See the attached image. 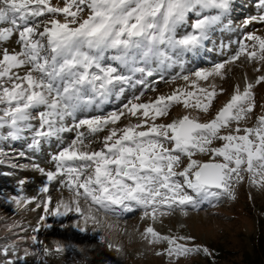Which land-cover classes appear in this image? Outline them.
<instances>
[{
    "label": "snow or ice",
    "instance_id": "snow-or-ice-1",
    "mask_svg": "<svg viewBox=\"0 0 264 264\" xmlns=\"http://www.w3.org/2000/svg\"><path fill=\"white\" fill-rule=\"evenodd\" d=\"M233 4L234 0H66L58 7L50 0H0V45L15 37L19 49L0 47V145L22 143L26 148L10 153L0 146V163L13 155L33 160L31 167L46 178L39 193L47 194L55 181L70 194L68 200L55 203L48 195L36 207L52 217L74 213L84 225L99 222L95 212L117 209L139 208L144 217L155 220L175 207L187 215V208L198 209L209 196L234 199V186L245 173L250 185L264 188V114L254 126L240 127L254 112L253 88L264 83V75L246 80L242 91L237 86L228 102L203 123L188 115L170 123L156 120L167 116L174 103L207 113L217 97L215 85L197 87L195 93L177 89L149 102H140L141 93L105 114H93L102 113L113 96L120 99L127 89L146 85V78L162 69L177 64L183 69L187 55L210 51L206 43L217 28L234 30L229 18ZM82 6L88 10L85 16L80 15ZM257 9V15L236 27L264 24V0ZM57 14H63V22ZM241 56L264 62V36L248 32L226 60L173 79L194 87L198 80L223 79L226 66ZM122 117L136 118V123L120 127ZM102 131L107 134L98 141ZM69 133L73 136L66 142ZM215 141H222V146L212 147ZM95 143L100 144L98 149L92 148ZM53 145V168L46 170L34 157ZM197 154L209 155V162L194 159ZM25 182L17 181V193ZM36 200L19 194L8 198L18 207ZM72 226L87 231L80 219ZM144 235L150 243L167 242L170 258L211 255L206 247L194 245V237L161 236L151 226ZM55 251L63 253L65 246L57 244ZM44 253L50 250L45 248ZM0 255L4 257L0 264H17L20 259L11 258L8 246L0 248Z\"/></svg>",
    "mask_w": 264,
    "mask_h": 264
},
{
    "label": "rangeland",
    "instance_id": "rangeland-1",
    "mask_svg": "<svg viewBox=\"0 0 264 264\" xmlns=\"http://www.w3.org/2000/svg\"><path fill=\"white\" fill-rule=\"evenodd\" d=\"M259 2L260 0H239L238 5L232 6L233 14L231 15L232 18H229L234 30H224L221 27L220 32H216L206 43V49H210V51L206 50L208 55L205 52L204 57L217 56V59L204 63H192L191 56L187 55L184 62L186 61L191 65L182 74L190 75L198 70L211 69L214 64L226 60L236 52L240 42L244 39V35L248 32H255L257 35L264 36V24L258 22H253L244 29L236 27L246 17L258 14L257 5ZM50 3L53 6L64 7L66 0H50ZM82 7L85 10L80 15L85 16L88 10L86 6ZM56 18L60 19L61 22L64 20L63 14H57ZM178 31L183 33V29ZM227 35L228 40L225 38ZM211 42L212 44H210ZM225 45V52H222ZM0 47H6V45H0ZM244 57L248 65L242 63ZM239 60L226 66L223 70V79L216 76L215 82L198 80L197 86L191 88H184L182 79H173L178 74L173 73L160 80L161 76L158 75V72L156 75L146 78V85L127 89L121 97L122 99L120 98L121 101L116 103V100L120 99L113 96L107 103L108 105L106 104L107 108L102 113L95 114H105L113 108L119 107L122 103H126L133 95H141V93H143L141 95L143 102L155 101L160 92L164 93V96H168L176 90L175 85L171 83L178 80L181 82L178 89L194 93L197 87L210 89L215 85L217 97L213 100L207 113L195 107L185 108L182 103H174L170 107L168 115L157 118L156 123H170V121L180 119L185 115L201 123L207 122L228 102L236 89V81L230 77V70L239 71L240 67L245 64L250 67L255 76L251 81L260 75H264V62L249 61L246 56H241ZM174 66L177 67L178 64ZM257 68L260 70L256 71ZM151 84L152 86L148 87ZM220 89L224 90L223 93L220 92ZM240 90L242 91L243 88ZM253 93L254 112L248 119L240 122L241 128L254 126L256 118L264 114V83L256 85L253 88ZM110 103L113 106H110ZM192 103H195L194 99H192ZM129 122L136 123V118H131L129 121L122 117L119 126L122 127ZM232 127L235 128L236 125L233 124ZM106 134L107 131H102L96 139L102 140ZM222 134L224 133L222 132ZM222 143V141H215L212 147H220ZM0 146H3L10 153L26 150V148H22V143L9 142ZM99 147V143L92 145L93 149ZM51 148L55 150V145ZM51 148L45 146L43 152L35 155L34 162L39 166L52 162L50 160ZM193 158L201 162H209L210 160V156L205 154H197ZM220 160L222 158H216L217 162ZM187 162L185 158L184 165ZM13 163H18L20 167L13 168L11 166ZM32 163L33 160L17 158L15 155L3 158V162L0 163V173H7V175L0 174V248L8 246L11 258L14 260H17V257L20 258L17 260V264H263L264 262V188L250 185L246 173L244 180L234 186V199L209 196L201 201L198 209L187 208V215L180 207H175L174 211L163 216L157 214L156 219L153 220L144 217L143 210L139 208H133L131 211L117 209L116 212L107 214L102 211L95 212L99 222L89 220L87 225H84L83 220L74 213H69L67 217H52L44 213L43 207H36V203H42L48 195L52 197L55 203L61 198L68 200L70 194L66 188L61 187L57 182L56 187L49 190L47 194H40L38 185L42 184V181L38 180L39 184L34 181L35 178L32 173H39V171L31 167ZM51 166L52 169L53 163ZM39 178L36 174V179ZM20 179H25L26 182L22 186L23 191L17 193V181ZM16 194L29 198L37 197V200L18 207L15 203L8 202V198ZM81 204L83 206V201ZM42 215H46V220L38 225ZM78 219H80L81 226L86 227V232H80L78 228L72 226ZM44 223L51 224L52 227H45ZM149 226L153 227L161 236L194 237V245L201 248L206 247L211 255H205L201 252L179 258H170L166 253V249L169 247L167 242L150 243V237H145V230ZM37 227L39 230L34 231ZM33 236L36 237L35 241L32 239ZM57 244L65 246L63 253L55 251ZM109 244L113 245L111 249L108 247ZM13 246L15 255H12ZM189 246H193V244L190 243ZM45 248L50 250L47 255L44 253ZM157 253L163 254L158 255ZM3 260L4 257L0 255V261Z\"/></svg>",
    "mask_w": 264,
    "mask_h": 264
},
{
    "label": "bare ground",
    "instance_id": "bare-ground-1",
    "mask_svg": "<svg viewBox=\"0 0 264 264\" xmlns=\"http://www.w3.org/2000/svg\"><path fill=\"white\" fill-rule=\"evenodd\" d=\"M244 1V0H243ZM238 3H239V0H234V4H233V6L234 5H238ZM242 3V2H241ZM257 5V4H256ZM233 10L231 9V11H230V14H229V17L230 18H232V14H233V12H232ZM221 28H217L216 29V31L212 34V36L216 33V32H220L219 30H220ZM225 30V29H224ZM223 30V31H224ZM180 34H182V33H180ZM220 34V33H219ZM211 36V37H212ZM225 38H227L226 40H228V35L227 36H225ZM224 38V39H225ZM221 42V41H220ZM223 42V41H222ZM210 44H212V42L210 43ZM231 44V43H230ZM6 45V47H8L9 48V51H11L14 47L17 49V50H19L18 49V46H16L15 45V37H13L12 38V40L11 41H9L7 44H5ZM226 45H229V44H227L226 43ZM226 45L224 46V48H223V50H222V52H225V47H226ZM205 52H206V50H203V51H201L198 55H195V56H193V55H191V54H189V56H191V58H192V63H204V62H207V61H211V60H216L217 59V56H212V58H208V57H204V55H205ZM206 54H207V52H206ZM208 55V54H207ZM227 56V55H226ZM222 58V57H221ZM238 62V61H237ZM239 62H241V60H239ZM247 62V60L245 59V57H244V61L242 62V63H245V64H247L246 63ZM242 65V67H240V69H239V71L238 70H236V69H233V70H230L229 72H230V77L231 78H233V79H235V85H236V87L237 86H239V88L241 89V88H244V86H245V83H246V80L247 81H251L252 79H253V77H255L253 74H252V72H251V69H250V67H248L247 65ZM190 65L191 64H188V63H186V61L184 62V64H183V69L180 67V65L178 64V66L177 67H175V66H172V67H169V68H167V69H162L159 73H158V75H160V76H163V77H169L170 76V74H175V75H177V74H182L183 73V71L185 70V69H187L188 67H190ZM205 70H207V69H205ZM238 71V72H237ZM215 77L216 76H213V77H209L208 78V80L209 81H211V82H215ZM159 78V77H158ZM190 79H192V80H195V79H197V78H195V77H190ZM160 80H162L161 78H160ZM217 81H218V79H217ZM182 82V84H183V87L184 88H188V87H192L193 85L190 83V82H186V81H184V80H182L181 81ZM181 82H179L178 80L177 81H175V83H171L172 85H175V89L177 90L179 87H178V85L181 83ZM223 83V81L221 82V84ZM170 84V83H169ZM198 84V83H197ZM225 84H227V83H225ZM152 86V84L151 85H148V87H151ZM177 86V87H176ZM197 86V85H196ZM172 87V86H171ZM175 90V91H176ZM174 92V91H173ZM172 92V93H173ZM164 93H162V92H160V94H159V96L160 95H163ZM122 99V98H121ZM121 99L120 100H116V103L117 102H119V101H121ZM144 100L143 99H141L140 100V102H143ZM108 105V104H107ZM107 105H104V109L105 108H107ZM113 106V104H111L110 103V106ZM103 109V110H104ZM93 114H95V113H93ZM174 120H177V119H174ZM157 122V121H156ZM171 122V121H170ZM67 136H68V138L66 139V142L67 141H70V140H68V139H72V136H73V134H71V133H69V134H67ZM52 149V153L55 151L53 148H51ZM51 153V154H52ZM41 164V163H40ZM52 165V162H47L46 164H41L40 165V167H42V168H45L46 170H50L51 169V167L50 166ZM33 175H34V178H35V182L37 183V184H39V182H38V180L40 181H42V184H40V185H38L39 186V189L41 188V187H43V185H44V183H45V180H46V178L44 177V175H42L40 172L39 173H36V172H34V173H32ZM36 174L40 177L39 179H36ZM33 178V179H34ZM32 179V180H33ZM56 187V182L54 181V182H51V184H49V190H51V189H53V188H55ZM30 192V191H29ZM41 194V193H40ZM61 194V193H60ZM42 195H45V194H42ZM28 196V195H27ZM38 196V195H37ZM41 197V196H40Z\"/></svg>",
    "mask_w": 264,
    "mask_h": 264
},
{
    "label": "trees",
    "instance_id": "trees-1",
    "mask_svg": "<svg viewBox=\"0 0 264 264\" xmlns=\"http://www.w3.org/2000/svg\"><path fill=\"white\" fill-rule=\"evenodd\" d=\"M263 264H264V262H263Z\"/></svg>",
    "mask_w": 264,
    "mask_h": 264
}]
</instances>
